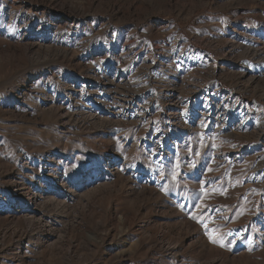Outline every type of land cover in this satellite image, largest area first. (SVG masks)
I'll use <instances>...</instances> for the list:
<instances>
[{"label":"rangeland","instance_id":"374dc122","mask_svg":"<svg viewBox=\"0 0 264 264\" xmlns=\"http://www.w3.org/2000/svg\"><path fill=\"white\" fill-rule=\"evenodd\" d=\"M253 36L264 0H0V264H264Z\"/></svg>","mask_w":264,"mask_h":264},{"label":"bare ground","instance_id":"6f19581e","mask_svg":"<svg viewBox=\"0 0 264 264\" xmlns=\"http://www.w3.org/2000/svg\"><path fill=\"white\" fill-rule=\"evenodd\" d=\"M252 40H253V42L254 41H256V38H255V36H253L252 38H251V41H249L248 42V44H247V46H248V48H250L251 50H253V52H254V54H258V53H262V52H264V49H254V47L256 48V45L252 42ZM27 43H26V45H27V47L29 48V49H32V48H34V47H39V48H41V45H36L35 44V42H31V40L30 39H27V41H26ZM38 42V41H37ZM176 44V43H175ZM235 45V44H234ZM259 47V46H258ZM262 47H264V43H262ZM36 48V49H37ZM184 48V47H183ZM41 50V49H40ZM187 50V49H186ZM185 49L184 50H181V52H179V56L181 57V58H185L186 57V55H184L185 54V51H186ZM33 51V50H32ZM263 54V53H262ZM225 98V97H224ZM229 98V99H228ZM227 100L229 101L230 100V96H228L227 97ZM192 101V98H189L188 99V102H187V105L190 103ZM180 102V101H179ZM230 102V101H229ZM229 102H227V103H229ZM172 104V103H171ZM175 105V104H174ZM127 106H129V105H127ZM173 106V105H172ZM177 107H180V106H177ZM128 107H126V109H127ZM173 108V107H172ZM219 108V107H218ZM130 109V108H129ZM132 109V108H131ZM216 110V109H215ZM211 111V110H210ZM125 115L127 114V110L125 111V109L122 111ZM168 112H169V116H173L174 115V111H173V109H169L168 110ZM122 113V114H123ZM136 113V112H135ZM201 113V112H200ZM217 113V112H216ZM138 114V113H137ZM177 115V114H176ZM209 115V114H208ZM216 115V114H215ZM217 116H220V115H217ZM130 117V116H129ZM175 117V116H174ZM124 118V117H123ZM223 118V117H222ZM101 119V118H100ZM105 120V119H104ZM139 120V119H138ZM101 121V120H100ZM103 121V120H102ZM108 121H109V119H108ZM117 121V120H116ZM112 123H113V121H111ZM117 122H119V121H117ZM107 123V122H106ZM109 123V122H108ZM114 123H116V122H114ZM222 123H224V122H222ZM221 123V124H222ZM100 124V123H99ZM101 125H103V124H101ZM223 126V125H222ZM161 142V140H159V141H157V142H155V144H154V148L155 149H158V148H160V146H162V143H160ZM153 148V149H154ZM174 148H176V145H174ZM155 151V150H154ZM52 184V183H51ZM24 193L25 192H23V190H19V188H18V186H16L15 187V189H14V192H13V196L11 197V198H9V200L6 202V204H5V211H10V210H12V211H14V212H21V211H23L24 212V208L23 207H21L20 206V204H19V202L17 201V199H18V197H21V196H23L24 195ZM27 196V195H26ZM28 197V196H27ZM32 197V196H31ZM31 200V199H30ZM33 202V201H32ZM36 201L34 200V203H35ZM30 204V203H29ZM37 204V203H36ZM34 206H36V205H34ZM8 214V213H7ZM6 214V215H7ZM156 235H158L159 237H160V239H162L161 241V249L165 252V253H167L168 255H175L176 254V252L178 251V249H179V246H181V245H179V244H172V243H170L169 241H167V240H165V236L166 235H163L162 234V232L161 233H156ZM210 264H213V262L211 261L210 262Z\"/></svg>","mask_w":264,"mask_h":264},{"label":"snow or ice","instance_id":"6c2138e0","mask_svg":"<svg viewBox=\"0 0 264 264\" xmlns=\"http://www.w3.org/2000/svg\"><path fill=\"white\" fill-rule=\"evenodd\" d=\"M210 239H211V237H210Z\"/></svg>","mask_w":264,"mask_h":264}]
</instances>
